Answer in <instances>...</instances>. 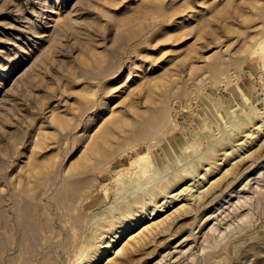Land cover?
Segmentation results:
<instances>
[{
	"label": "rangeland",
	"instance_id": "1",
	"mask_svg": "<svg viewBox=\"0 0 264 264\" xmlns=\"http://www.w3.org/2000/svg\"><path fill=\"white\" fill-rule=\"evenodd\" d=\"M248 116L264 119V0H0V264H91L113 236L111 213L128 224L173 194L145 224L161 221L159 235L122 263L155 264L176 247L167 264H264V131L205 177L209 159L254 130ZM110 123L124 149L69 180ZM144 153L157 162L147 178L128 168ZM44 158L55 162L34 186L30 167ZM188 167L194 176L150 203L145 186L166 189ZM213 181L219 199L200 203Z\"/></svg>",
	"mask_w": 264,
	"mask_h": 264
},
{
	"label": "bare ground",
	"instance_id": "2",
	"mask_svg": "<svg viewBox=\"0 0 264 264\" xmlns=\"http://www.w3.org/2000/svg\"><path fill=\"white\" fill-rule=\"evenodd\" d=\"M218 67V65L216 66V68ZM218 69H219V67H218ZM255 110V109H254ZM253 109H252V111H254ZM256 111V110H255ZM255 111H254V113H251V114H255V116H256V113H255ZM251 116V115H250ZM247 117V116H246ZM254 117V116H253ZM255 118H258V117H255ZM255 118H254V120H255ZM253 118H250L249 116H248V118H247V120L246 121H248L247 123L249 124V126L251 125H253V129L254 130H252V131H250L249 129H250V127H249V129H248V131H246V129L244 130L245 132L244 133H248V134H244L245 136H243L244 137V139L245 140H243V142L242 143H240V144H238V145H234V146H232V144H231V146H230V144H228L229 145V148H228V145H224V146H227V149L224 151V153L222 154V159L220 158H215L214 156L213 157H209V155H214V153H216L215 151L216 150H214V149H211L210 151H208V153H209V155H208V153L206 154V156L208 155V157L209 158H215L214 159V163H213V161H210V159L206 162V163H208V164H210V165H208L209 166V168H207L206 167V173H205V177L206 176H209V175H211V174H213V173H215V171L216 170H218L219 168H220V166L222 165V164H224V163H226L228 160H229V158L231 157V156H233L235 153H240L242 150H244V149H246L247 150V147H249L250 145H251V143L254 141V138H255V136H258V134H261V133H263V131H264V119L263 120H260V121H258V119H256L255 121L256 122H254L253 120H252ZM258 121V122H257ZM244 123H246V122H244ZM247 123H246V125H247ZM113 124V123H112ZM111 123L110 124H107V125H109V126H103L98 132H100V133H98L99 135H97L96 137L94 136L95 134H93V135H91V137H90V139L91 138H94V139H92L91 140V142L90 143H86L85 144V141H84V144L85 145H87V147L85 146V149L83 150L84 152H82L83 154L81 155L82 157H81V159H77L76 160V162H74V163H76L75 164V166L73 165V166H71V167H73V169L72 170H70V169H68V170H70L72 173H70V175H68V179L70 180V178H71V180L73 179V177L75 178L76 176H81L80 174H82L85 170L87 171L88 169H89V167L91 166V167H94V169H99V168H101V170H102V166L104 165V164H106V163H109L110 161H112V160H115V153H116V151L118 150L117 149V147H118V142L120 141H118L117 142V140H118V132L116 133L115 132V127H114V125L113 126H111L112 125ZM117 125V124H116ZM245 126V125H244ZM243 126V127H244ZM248 126V125H247ZM130 127H132V126H130ZM130 127L128 128V130L130 129ZM242 127V128H243ZM104 128V130H102ZM125 128V127H124ZM237 128V127H236ZM239 128V130H241V126H239L238 127ZM245 128V127H244ZM252 128V127H251ZM117 129L119 130V128H118V126H117ZM127 132H126V131ZM128 130L127 129H122L121 131H125L126 133H128ZM131 131H133L132 129H130ZM130 130H129V132H130ZM115 132V133H114ZM125 132H123V133H125ZM122 133V134H123ZM225 133V132H224ZM117 134V135H116ZM129 134V135H128ZM128 134H126L125 136V138H129L130 137V139H131V137H133V134L131 133V135H130V133H128ZM226 134H228V132L226 133ZM257 134V135H256ZM255 135V136H254ZM92 136H94V137H92ZM120 136H122V135H120L119 134V139H120ZM140 136V135H139ZM138 136V137H139ZM143 136V135H142ZM142 136H140L139 137V139L140 138H143ZM144 137H145V134H144ZM124 138V137H123ZM90 139H88V140H86V141H88L89 142V140ZM256 139V138H255ZM141 140V139H140ZM137 141H138V139H137ZM121 142V141H120ZM122 142H123V140H122ZM122 142H121V146L123 145L122 144ZM255 142V141H254ZM137 143H139V142H137ZM136 144V143H135ZM130 146H132V145H130ZM133 146H135L134 144H133ZM119 149H120V146L118 147ZM129 148H131V147H129ZM224 148H226V147H224ZM250 148V147H249ZM248 148V149H249ZM121 149H124V147L123 148H121ZM120 149V150H121ZM119 150V151H120ZM213 150V154H211L212 151ZM119 151H117V152H119ZM152 151V150H151ZM248 151V150H247ZM121 152V151H120ZM117 155V154H116ZM152 154H150V153H144V154H139V155H137L130 163H129V165H128V168L129 169H131L132 171H131V173H132V175H136V176H145V178H147V173H149V171L152 169V167L154 166V164H157V162H155V158H152V157H154V156H152ZM230 156V157H229ZM46 157V156H45ZM53 157V156H52ZM51 157V158H52ZM48 158H50V157H48ZM48 158L47 159H45V161H44V159H42L43 160V162L42 161H40V162H37L36 164H34L33 166L31 165V169L32 170H30V171H32V173H30L29 174V172L30 171H28V172H26V173H28L30 176H31V178H32V180H33V183H34V186H39V185H41L40 187H42L43 186V179H45V176H48L47 175V173L49 172V171H51L50 170V167H51V164L53 163V161L54 160H50V161H47L48 160ZM50 158V159H51ZM246 158H248L249 159V157L247 156V157H245V159L244 158H242V159H244V160H246ZM52 159H54V158H52ZM202 159H204V157L203 158H201V160ZM158 160V159H157ZM218 161H221V164H218L219 162ZM262 161V160H261ZM55 162V161H54ZM179 162V161H178ZM210 162H212V163H210ZM73 163V164H74ZM247 163V162H246ZM245 163V164H246ZM263 163V165L260 167V169L258 170V172H257V174L259 175V177H258V181H261L263 178H264V162H262ZM253 164V163H252ZM255 164V163H254ZM253 164V165H254ZM110 165V164H109ZM177 165H180V163H177ZM220 165V166H219ZM235 164H233V166H234ZM247 165H248V163H247ZM247 165H245L246 167L245 168H251V166L252 167H254L253 165H251V166H247ZM244 166V165H243ZM258 166V165H257ZM260 166V165H259ZM258 166V167H259ZM70 167V168H71ZM245 169V170H251L250 168L249 169ZM93 169V170H94ZM104 169V168H103ZM105 169H107V167L105 168ZM105 169H104V171H105ZM154 169V168H153ZM205 169V168H204ZM28 170V169H27ZM123 170V169H122ZM126 170V169H125ZM184 170V168H182V170L181 171H183ZM186 170V169H185ZM184 170V171H185ZM188 170H189V167H188ZM70 171H68V172H70ZM89 171V170H88ZM178 171V170H177ZM177 171H176V173H177ZM180 170L178 171L179 172V174H181V175H177L176 173V178H175V180H172V182H169L168 184L166 183V185L167 186H165V185H163L162 187H164V188H166V189H163V188H161V187H159L158 185H157V189H158V187L160 188V189H162V190H160V189H158V190H155V186H154V190L153 189H149L148 190V186L146 187L145 186V190L144 191H146L147 193H146V197H147V195L148 196H150V198L149 197H147V198H149V200H150V203L152 204V202H155L156 203V201H159V200H163V196L167 193V191L168 190H171V189H174V187H177V186H179V184H181V183H183V181L184 180H186V179H188L192 174V172L190 173V171H192V170H189V172L186 170L184 173L183 172H181ZM229 171V170H228ZM67 172V173H68ZM96 172V171H95ZM103 172V171H102ZM195 172V171H194ZM85 173V172H84ZM83 173V174H84ZM196 173V172H195ZM69 174V173H68ZM72 174H73V177H72ZM97 174V173H96ZM189 174H191V175H189ZM194 174V173H193ZM27 175V174H26ZM74 175H76V176H74ZM253 175V174H252ZM30 176L29 177H27V178H29L30 179ZM175 176V175H174ZM192 176H194V175H192ZM142 177V178H143ZM171 177H173V175L171 176ZM171 177H170V179H171ZM243 176H241V178H242ZM263 177V178H262ZM252 178V177H251ZM260 178H262L261 180H260ZM174 179V178H173ZM254 179V178H253ZM75 180H77V178L75 179ZM136 180H139V182H141L140 184H139V182L138 181H136V182H138V185H135V184H137V183H134L133 185H135L134 186V189H135V187L137 186V188L136 189H138V187L139 188H141L142 187V185H143V183H142V181H141V178H139V179H136ZM248 180H250V181H252L251 179H248ZM247 180V181H248ZM254 180H257L256 178L254 179ZM74 181V179L72 180V182ZM171 181V180H170ZM246 181V182H247ZM42 182V183H41ZM134 182V181H133ZM132 182V183H133ZM219 181H213L212 183H211V186L210 187H208V189L206 190V189H204L205 190V192H203V194H200V192L198 193V197H199V200H201L200 201V203H202V200L204 199V201H205V198L206 197H213L214 195H216L217 193H219V196L221 195V189H222V186H219L220 184H222V183H218ZM249 182V181H248ZM247 182V183H248ZM253 182V181H252ZM32 183V182H31ZM131 183V184H132ZM233 182H231L230 183V185H229V183H227L228 184V186L231 188V184H232ZM245 184V185H247L248 186V184ZM250 183V182H249ZM258 183V182H257ZM261 183V182H260ZM39 184V185H38ZM142 184V185H141ZM165 184V183H164ZM226 184V185H227ZM224 186H225V184H224ZM250 186V185H249ZM151 187H153V186H151ZM150 187V188H151ZM218 187H221V189L220 190H218L219 188ZM229 187H227V188H229ZM244 187V189H247L246 188V186H243ZM170 188V189H169ZM188 188V191L189 190H191V189H189V187H187ZM225 188L226 187H224V189L223 190H225ZM226 188V189H227ZM251 188V187H250ZM184 189H182V191L180 192V193H182V192H184L183 191ZM229 190V189H228ZM241 190V189H240ZM239 190V191H240ZM243 190V189H242ZM187 191V190H186ZM226 191V190H225ZM224 191V192H225ZM238 190H236V191H231L232 192V194H231V192H230V196L228 195V198L230 197V199L233 197L232 195H233V193H235V192H237ZM245 192H246V190H245ZM244 192V193H245ZM179 193V192H178ZM180 193H179V195H180ZM187 193V192H186ZM222 193H223V191H222ZM242 193H243V191H242ZM142 195V194H141ZM167 195H168V193H167ZM189 195H190V193H189ZM193 195V194H192ZM192 195H190V197L192 196ZM223 195H225V193H223ZM217 196V198H218V195H216ZM240 196V195H239ZM142 197V196H141ZM176 197H178V194L176 195V194H173L172 196H170V201H166L165 203H163L161 206H160V208H158V207H154V208H152V210H151V213L150 214H147V212H145L144 210H142V212L143 213H140V215H138L137 214V216L136 217H133V220H132V222L131 223H126V222H119L118 220H116V221H114L113 219L115 218V216H116V214L114 213V214H112L111 213V215H113V219H112V221L110 220V219H108V220H110L111 222H109L108 220H105V221H108L109 223H107L106 224V226L109 228V230L107 229L106 230V228H104V227H101L100 226V228H103V229H101L100 231H109V233L111 232V231H113V236H111V238L110 239H106L107 241H105V242H102L103 244H104V246L95 254V256L94 257H92L93 258V260L91 259V261H90V259H89V261L91 262V264H99V263H102V262H104L107 258H108V261L107 262H109V263H111V264H124L125 263V260H124V263H122L121 261H123V260H121V258L122 257H124L125 258V256H126V258L127 259H130V257H127L128 255L130 256V254L129 253H132V252H130L131 250H133V249H138V247L142 244V246H143V243H144V241L145 240H147L148 238H150V237H152L153 235H157L156 234V232L155 231H157V232H159V229H156V228H160V227H162V225H160L162 222L161 221H154L152 224L150 223V225H145L147 222H150V221H153L154 219H155V216L158 214V213H162V212H164V209L165 208H167L168 206H167V204H172V202L174 201V200H176ZM189 197V196H188ZM189 197V198H190ZM193 197H194V195H193ZM211 197V198H212ZM236 197H238V196H236ZM235 197V198H236ZM138 198V197H137ZM136 198V199H137ZM164 198H165V196H164ZM221 198V197H220ZM234 198V197H233ZM134 199H135V197H134ZM134 199H132L133 201H134ZM138 199H141V200H139L138 201ZM137 199V202L139 203V204H137V202H135V205L137 204V205H139V207H142V208H139V209H144L146 206V203H145V198H140V195H139V198ZM194 199V198H193ZM219 199V198H218ZM132 200H130V203L128 202V206H132V205H134V203L133 204H131V201ZM189 200V199H188ZM195 201L197 200V198H195L194 199ZM211 200V199H210ZM209 199H208V201H210ZM212 200H216L215 198L213 199L212 198ZM211 200V201H212ZM132 201V202H133ZM206 201H207V198H206ZM205 201V202H206ZM211 201H210V203H211ZM229 201V200H228ZM199 202V201H198ZM216 202V201H215ZM225 202H227V201H225ZM204 203V202H203ZM209 202H207V204H209V207H210V205L212 204H210ZM223 203V202H222ZM231 203V202H230ZM229 203V204H230ZM131 204V205H130ZM140 204L141 205H143V206H140ZM197 204V203H196ZM136 205V206H137ZM187 206H188V203L186 204ZM201 205H203V204H201ZM216 205V204H215ZM218 205H219V203H218ZM224 205V204H223ZM227 205V204H226ZM127 205H126V207H127V210H129V208H131V207H128ZM145 206V207H144ZM165 206V207H164ZM185 204L183 205H181L180 207H179V209H176V210H180L181 211V209L182 210H185ZM190 206V205H189ZM193 206H194V204H193ZM192 206V207H193ZM197 206V205H196ZM206 206V205H205ZM126 207H124V211H125V215H127V217H128V214L127 213H130V211L129 212H127V210H126ZM135 207V206H134ZM134 207L133 208H131V209H134ZM144 207V208H143ZM191 207V208H192ZM198 207H199V204H198ZM202 207V206H201ZM200 207V208H201ZM207 207H208V205H207ZM217 207V206H216ZM181 208V209H180ZM189 209H190V207H188ZM203 208H204V206H203ZM202 208V209H203ZM222 208V207H221ZM130 209V210H131ZM138 209V208H137ZM187 209V208H186ZM220 209V208H219ZM225 209V208H224ZM145 210H146V208H145ZM176 210H175V212H176ZM124 211H122V213L124 212ZM187 211V210H186ZM221 211H223V210H220L219 211V213L221 212ZM135 212V211H134ZM191 212V211H190ZM214 212H215V210H214ZM217 212V211H216ZM224 212V211H223ZM187 213H189V212H187ZM121 214V213H120ZM132 214V213H131ZM133 214H135V213H133ZM121 215H123V214H121ZM211 215V214H210ZM208 216L207 218H209V219H211L213 216ZM214 215V214H213ZM130 216H132V215H130ZM135 216V215H134ZM120 217H122V218H126L125 220H127V219H129V218H127L126 216L125 217H123V216H120ZM211 217V218H210ZM214 217H216V216H214ZM213 217V218H214ZM219 217V216H218ZM206 218V219H207ZM212 218V219H213ZM131 219H132V217H131ZM211 219V220H212ZM121 220V219H120ZM195 220H198V219H195ZM117 221L119 222V224L118 225H120V226H118L117 227ZM207 222V220H204V222ZM204 222H203V225H204ZM104 223V222H103ZM195 223H196V221H195ZM163 224V223H162ZM102 226H104V225H102ZM105 226V227H106ZM202 226V225H201ZM162 229V228H161ZM198 230H200V229H198ZM215 230H217V229H215ZM99 231V230H98ZM161 231V230H160ZM102 232V233H103ZM154 232H155V234H154ZM105 234H107L106 232H104ZM103 233V234H104ZM99 234L101 235V232H99ZM98 234V235H99ZM102 234V236H104ZM100 235H99V237H100ZM159 235V234H158ZM172 235H174V234H172ZM101 236V237H102ZM191 236V235H190ZM189 236V237H190ZM192 236H194V235H192ZM100 237V238H101ZM153 238H155V237H153ZM102 239V238H101ZM100 239V240H101ZM126 239H128V241L126 242L125 240ZM150 239H152V238H150ZM188 239H190V238H188ZM96 240H98V239H96ZM95 240V241H96ZM169 240V239H168ZM170 240H171V238H170ZM173 240V239H172ZM102 241V240H101ZM101 241H98V242H96V243H99V242H101ZM189 241V240H188ZM143 242V243H142ZM147 242H148V240H147ZM151 242V241H150ZM150 242H148V244L150 243ZM95 244V243H94ZM122 244H124L123 245V247L122 248H119ZM148 244H146V245H148ZM168 244V243H167ZM166 244V245H167ZM181 244H182V242H181ZM146 245H144V246H146ZM179 245V244H178ZM91 246H93V245H91ZM126 246V247H125ZM142 246H140V247H142ZM177 246V245H176ZM182 246V245H181ZM97 247V246H96ZM96 247H94V248H96ZM99 247V246H98ZM139 247V248H140ZM87 248V247H86ZM89 248V247H88ZM87 248V250H90L91 249V247H90V249H88ZM119 248V249H118ZM167 248V247H166ZM165 248V249H166ZM174 248V247H173ZM129 249V250H128ZM136 249V250H137ZM85 250V249H84ZM94 250V249H93ZM97 250V249H96ZM95 250V251H96ZM127 250H128V252H127ZM167 250V249H166ZM174 250V249H173ZM175 250H176V247H175ZM175 250H174V252L173 251H171L170 253H168L167 255H164V257L161 255V257H163V258H161V260L157 263H155V264H167V263H169L168 261H170V259H168V258H172V256H174V253H175ZM180 250V249H179ZM92 251V250H91ZM114 251V252H113ZM137 251H139V249L137 250ZM169 251V250H168ZM90 252V251H89ZM114 253V254H116L117 255V258L116 257H114V258H109V255L111 254V253ZM135 252V251H134ZM177 252V251H176ZM179 252V251H178ZM82 253V252H81ZM83 253H85V252H83ZM83 253H82V255H83ZM87 253H88V251H87ZM92 253H94V251H92ZM91 253V254H92ZM181 253H182V251H181ZM90 254V253H89ZM178 254V253H177ZM133 255V254H132ZM175 255H176V253H175ZM160 256V255H159ZM83 257H84V255H83ZM85 258V257H84ZM88 258V257H87ZM90 258H91V256H90ZM82 260V257H80V255H79V257H78V260ZM126 259V260H127ZM160 259V258H159ZM77 260V261H78ZM172 260V259H171ZM176 260V259H175ZM84 261V260H83ZM80 262V261H79ZM78 262V263H79ZM76 264H77V262H76ZM86 264V263H85Z\"/></svg>",
	"mask_w": 264,
	"mask_h": 264
}]
</instances>
